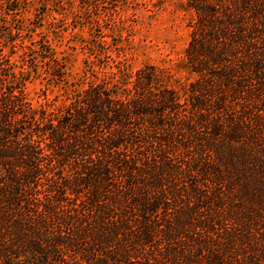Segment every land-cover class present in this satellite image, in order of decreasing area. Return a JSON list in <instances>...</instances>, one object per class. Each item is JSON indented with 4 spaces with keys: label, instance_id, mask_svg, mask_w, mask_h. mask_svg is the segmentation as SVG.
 I'll return each mask as SVG.
<instances>
[{
    "label": "trees",
    "instance_id": "obj_1",
    "mask_svg": "<svg viewBox=\"0 0 264 264\" xmlns=\"http://www.w3.org/2000/svg\"><path fill=\"white\" fill-rule=\"evenodd\" d=\"M180 1L185 81L118 64L33 102L67 61L0 0V264H264V0Z\"/></svg>",
    "mask_w": 264,
    "mask_h": 264
},
{
    "label": "rangeland",
    "instance_id": "obj_2",
    "mask_svg": "<svg viewBox=\"0 0 264 264\" xmlns=\"http://www.w3.org/2000/svg\"><path fill=\"white\" fill-rule=\"evenodd\" d=\"M20 17L26 36L47 41L69 72L58 85L43 73L32 76L25 91L33 102H61L73 87L108 80L118 64L128 71L154 64L180 81L187 76L177 65L189 40L191 12L180 0H28Z\"/></svg>",
    "mask_w": 264,
    "mask_h": 264
}]
</instances>
